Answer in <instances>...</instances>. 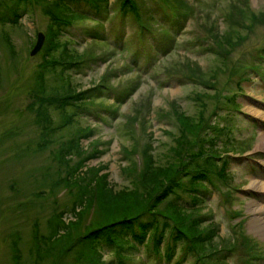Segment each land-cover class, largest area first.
<instances>
[{
	"label": "rangeland",
	"instance_id": "1",
	"mask_svg": "<svg viewBox=\"0 0 264 264\" xmlns=\"http://www.w3.org/2000/svg\"><path fill=\"white\" fill-rule=\"evenodd\" d=\"M117 1L108 0L110 8L104 17L102 12L89 9V0H65L68 7L85 16L71 21L65 26L69 30L64 32L63 28L55 40L66 43L67 49L78 55L69 66H51L46 59L59 55L62 46L48 54L32 45L39 30L47 38L51 32L48 7L52 1L0 0L2 12L17 2L14 10L19 15L17 23H0V264H34L33 226L36 223L43 231L53 207L69 203L68 187L50 189L42 173L44 166H58L54 151L73 132L92 129L93 135L82 138L81 143L88 145V151L97 147L98 155L85 165H103L102 171H107L109 181L119 188L131 185L125 169L133 162L138 167L147 141L152 143L155 161L168 159V143L178 132L175 124L164 120L167 116L172 117L175 109L197 116L201 107L204 118L226 128L208 134L217 135L215 146L230 160L227 185L213 175L218 190L210 188L207 180L209 190H205L206 185L197 186L202 190L196 201L205 216L202 224L212 221L216 226L204 249L214 250L206 264H216L219 260L214 256L223 257L221 264H264V235L255 226L258 216L264 215V19L259 15L264 17V0H136L139 9L150 12L146 22L152 31L141 27V39L133 21L138 19L137 13L130 10L126 18L119 17L122 9ZM163 3L169 4L168 9ZM185 9L191 10L188 16L172 18ZM229 13L235 14V25L227 21ZM101 25L105 26L102 31ZM223 33L231 39L243 38L230 47ZM215 37L230 48L228 52L216 53L212 46L211 51ZM187 66L194 68L192 75ZM66 80L76 89L98 82L104 89L94 92L78 109L49 104L55 123L62 118V111L71 112L74 119L55 131L53 142L40 148V128L27 106L37 99V93L54 94ZM213 80L217 85L210 86ZM39 87L42 90L36 91ZM118 93L124 97L116 105ZM224 142L227 152L222 150ZM78 158L72 154L70 163ZM187 178L183 180L186 185ZM39 189L44 190L40 198L34 196ZM181 192L182 199L192 202L189 193ZM21 201L36 203L21 205ZM71 216L68 211L63 214L66 220ZM160 252L139 245L134 256L123 258L120 264H164ZM183 254L177 247L170 262L164 257L165 264H191L193 257L185 254L186 258L180 259ZM104 257L114 258L113 252L107 250ZM71 259V255L65 257L66 261Z\"/></svg>",
	"mask_w": 264,
	"mask_h": 264
},
{
	"label": "trees",
	"instance_id": "2",
	"mask_svg": "<svg viewBox=\"0 0 264 264\" xmlns=\"http://www.w3.org/2000/svg\"><path fill=\"white\" fill-rule=\"evenodd\" d=\"M33 1L42 4L45 0ZM49 1H52L48 7L51 32L46 39L48 44L56 45L59 42L55 40L59 34V27L71 19L85 16V13L71 9L64 0H46V3ZM120 1L122 5L137 11L136 0ZM16 5L17 2H14L8 11L0 13V20L2 16L8 15L9 11L15 19ZM89 9L102 12L106 17L107 10L109 11L108 0H92ZM259 15L264 19L262 13ZM232 16L235 14L229 13L227 21L235 25L236 19ZM146 21H148L147 18L138 16V22L142 26H148ZM222 36L227 37L226 43L230 47L238 44L243 38V35H240L236 39H231L226 33ZM6 40L9 42L10 39ZM215 43L209 46L211 51H213L212 47L217 48L216 53L224 49L228 52L227 49H230L218 39ZM47 50L48 48L45 51L50 54ZM77 55L75 51L67 49L64 45L59 55H53L46 60L52 63L51 66H54L55 62L69 65ZM186 68L192 75L194 68L189 66ZM101 82L106 86L109 85L105 81ZM40 83L46 87L44 81ZM216 83L217 81L213 80L209 84L213 86L217 85ZM205 85L208 86V84ZM103 89L100 82L89 88L76 89L66 80L54 94L37 93V99L34 98L27 107L33 113L32 121L40 128L37 141L40 148L53 142L55 131L74 119L71 112L62 111V118L55 123L49 113V104L55 103L62 109L66 108V105L78 109L81 102L90 100L94 92H101ZM35 90L42 89L39 87ZM123 97L122 93H118L114 104L117 105ZM232 100L235 102L233 97ZM201 103L204 105V101ZM203 109L204 107L199 109L200 114L198 113L197 116L178 109L173 111L172 117L167 116L164 120L175 124L178 132L171 137L172 142L168 143L166 151L168 159L163 162L155 161L151 153L152 143L147 141L142 146V159L138 162V167L135 168L133 162L131 168L125 169L131 185H123L119 188L109 181L108 172L102 171L103 165H85L88 159L98 155L97 147L94 146L88 151V145L84 147L81 143L82 138L93 135L92 129L83 127L82 131L78 129L73 132V136L67 138L65 143L54 151L53 158L59 161L58 166L53 169L44 166V173H42L45 179L44 184L50 189L61 185L68 187L70 199L66 207H53L43 231L36 223L33 226L34 243L31 251L33 254L37 253L33 263L41 264L46 261V264H120L123 258L129 259L134 256V249L142 245L156 252L162 250L158 256L165 257L168 262L174 256L175 249L180 246L184 250L180 259L186 258L185 254H188L193 257L191 264L199 261L206 264L214 250L204 252V249L209 243L208 240H211L216 233L214 228L216 226L212 221L207 222L206 225L202 224L205 216L196 205V201L200 199L198 193L202 190L197 186L203 184L207 186L205 190H209L207 183H210L213 187H217L215 184L217 180L213 179V175L222 179L220 181L225 185L230 182V178L226 168L228 160L222 157L221 150L215 146L214 139L217 135L208 134V131L219 133L224 126L204 118ZM206 141H210L211 144H205ZM227 146L224 142L222 150L227 152ZM72 154L79 158L70 163ZM218 162L221 163L219 166ZM60 165L64 168L61 169ZM83 166L85 169H82ZM184 177H188V185L184 183L183 180L186 179ZM12 185L14 188L15 183L12 182ZM176 188L177 190H174ZM181 191L189 193L192 202L182 199ZM34 196L39 198L44 196V190H36ZM28 203L36 202L21 201V205ZM161 203L163 205L159 206ZM67 211L72 216L66 220L63 214ZM89 212L92 213L91 216H88ZM80 228L82 232H79ZM17 249L18 247L14 246V250ZM107 250L113 252L114 258L104 259ZM68 255L72 256L70 261L65 260ZM15 258L17 259V256Z\"/></svg>",
	"mask_w": 264,
	"mask_h": 264
},
{
	"label": "bare ground",
	"instance_id": "3",
	"mask_svg": "<svg viewBox=\"0 0 264 264\" xmlns=\"http://www.w3.org/2000/svg\"><path fill=\"white\" fill-rule=\"evenodd\" d=\"M250 108V107H249ZM250 110H253L254 112H256V113H260L259 112V110L258 109H252V108H250ZM252 112V111H251ZM262 114V113H261ZM263 116H264V114H263ZM264 145V138H263V140H262V142H261V145ZM262 187H264V184L262 185ZM255 221H257V223H256V228H259V229H261L262 230V233H263V235H264V215H262V216H258V218L255 220ZM261 223H263V224H261ZM254 226V227H255Z\"/></svg>",
	"mask_w": 264,
	"mask_h": 264
},
{
	"label": "water",
	"instance_id": "4",
	"mask_svg": "<svg viewBox=\"0 0 264 264\" xmlns=\"http://www.w3.org/2000/svg\"><path fill=\"white\" fill-rule=\"evenodd\" d=\"M40 35H38V40L34 46V49H38L40 46H41V43H42V40H43V34L42 33H39ZM33 52V51H32Z\"/></svg>",
	"mask_w": 264,
	"mask_h": 264
}]
</instances>
